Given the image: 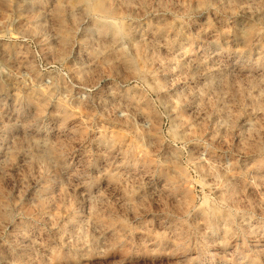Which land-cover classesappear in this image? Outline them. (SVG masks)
Returning a JSON list of instances; mask_svg holds the SVG:
<instances>
[{
  "label": "clouds",
  "instance_id": "9594fccd",
  "mask_svg": "<svg viewBox=\"0 0 264 264\" xmlns=\"http://www.w3.org/2000/svg\"><path fill=\"white\" fill-rule=\"evenodd\" d=\"M0 264H264V0H0Z\"/></svg>",
  "mask_w": 264,
  "mask_h": 264
}]
</instances>
